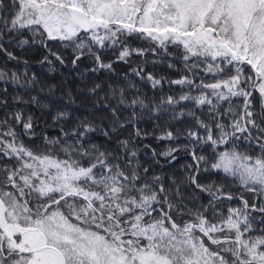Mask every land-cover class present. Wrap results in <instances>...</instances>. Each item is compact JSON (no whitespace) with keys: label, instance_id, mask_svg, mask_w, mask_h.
<instances>
[{"label":"snow or ice","instance_id":"1","mask_svg":"<svg viewBox=\"0 0 264 264\" xmlns=\"http://www.w3.org/2000/svg\"><path fill=\"white\" fill-rule=\"evenodd\" d=\"M7 46L42 49L50 72L91 66L50 84ZM0 54V264H264V0H0ZM149 54L179 61V93L143 67L152 95L128 73L88 79ZM28 105L58 134L26 143ZM146 116L168 118L147 164Z\"/></svg>","mask_w":264,"mask_h":264},{"label":"trees","instance_id":"2","mask_svg":"<svg viewBox=\"0 0 264 264\" xmlns=\"http://www.w3.org/2000/svg\"><path fill=\"white\" fill-rule=\"evenodd\" d=\"M129 44L132 48H140L148 47V43L145 41L136 40L135 38H132L129 41ZM9 47L10 51H13L15 55L18 57H21L22 59H26L29 62V72L30 73H36L38 76H40L43 79H46L50 84H58L61 81L67 79L69 81V86H74L76 82V72L77 71H83L86 66L90 67L91 64L88 60L82 61L80 63V67L77 70H73L72 65L69 64L67 67L56 65L54 71H49L50 66L48 64H40L38 61L43 57L45 54L42 49L29 47L26 48L23 51H20L18 49H15L11 46ZM58 47V46H56ZM118 55V52L113 51H105L102 53V58L105 62L108 61H115L116 56ZM69 55V59H70ZM6 60V57L3 56V54H0V63H3ZM153 60H156L157 62L155 64L152 63ZM145 61H147L145 63ZM174 63L177 65V67H180L178 60H172L168 61L165 57H155L151 54L141 57L137 55L131 56L126 62H115L113 64L114 73H108L106 70H101L98 73L91 74L88 79H115L118 78L116 74H119V77H123L125 73H128V79L134 80L138 86L145 92H147L149 95L153 94V90L151 89V85L147 81H140L138 78L134 77L132 75V69L143 67L145 73H152L157 78L165 77L166 80L163 84V93L166 94H172L173 92L179 93L181 91L180 86L172 85L169 86L167 83V79H177L179 74L176 69H170L168 67V63ZM14 65V62H10L9 66L12 67ZM19 69L21 71L24 70V65L20 64ZM171 87V91H170ZM11 88H9V92L11 93ZM159 94V93H157ZM257 109L259 108L258 101L255 102ZM14 105L12 102H9V107H13ZM25 113L31 112L35 118L36 123L38 124V127L36 128V138L34 140H27L25 138L26 143H39L40 138L43 134L47 133L49 136H55L58 134V127L59 125H54L51 120V115L45 110L42 111L39 108H35L31 105L24 106ZM167 117H164L161 119L158 123L160 127L158 129L154 128V124L157 123L154 118L150 119L147 116L145 117L144 121H142L138 126L149 133L147 138H137L135 139V142L140 149V160L144 162L145 164L150 162V155L151 152L149 149H145L143 145H151L153 148H157L158 150L160 148H163L165 143L164 141H157L155 139L156 136H159L161 134V130L165 127V120H167ZM190 123V118L184 117L180 121H169L168 126L173 128H180L183 129ZM129 136L134 137V130L132 128H126L123 130V132L120 134V138H127ZM116 138L113 137V140ZM182 143L184 141H181ZM207 149H205V152ZM186 162H190V159L186 157L183 153L180 154V159L178 163H174L171 168L167 169V173L170 175L173 172H175L176 175H181L180 172V166ZM159 170V169H157ZM186 195H192L190 189H185Z\"/></svg>","mask_w":264,"mask_h":264}]
</instances>
